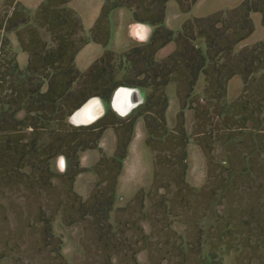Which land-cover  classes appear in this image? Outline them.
Wrapping results in <instances>:
<instances>
[{
	"label": "rangeland",
	"instance_id": "obj_1",
	"mask_svg": "<svg viewBox=\"0 0 264 264\" xmlns=\"http://www.w3.org/2000/svg\"><path fill=\"white\" fill-rule=\"evenodd\" d=\"M152 1L0 0L5 86L11 69L43 68L41 50L62 43L89 40L75 56L81 72L106 52L148 43L153 31L147 40L139 36L135 12L147 15L159 4ZM246 1L168 0L164 25L178 38L156 60L174 64L185 49V25L196 21L206 31L198 29L194 42L204 71L193 80L189 62L178 57L168 84L140 88V103L126 118L113 109L107 115V106L96 147L77 158L66 147L65 155L38 156L30 144L21 159L7 147L10 136L22 144L35 138L54 145L55 154L57 139L86 134L72 115L37 122L22 107L15 118L23 127L0 130V264H264V64L249 67L248 77L241 61L264 42V2L250 0L260 12H252V33L239 42L248 28L237 17L227 32L206 19ZM67 53L64 66L69 46ZM2 110L6 119L13 109Z\"/></svg>",
	"mask_w": 264,
	"mask_h": 264
},
{
	"label": "trees",
	"instance_id": "obj_2",
	"mask_svg": "<svg viewBox=\"0 0 264 264\" xmlns=\"http://www.w3.org/2000/svg\"><path fill=\"white\" fill-rule=\"evenodd\" d=\"M167 1L168 0L152 1L159 2V4L154 3L151 5V10L146 9L147 15H145L144 12H135V22L149 25L154 29L148 43L134 47L117 56L112 52H106L85 72H81L74 62L76 54L90 43L89 40L83 42L81 46L77 45V42L74 41L69 43L70 54L68 58L70 59L65 66L62 64L68 55V46L65 43H62L57 50H51L46 54L43 52L44 49L41 50L39 58L43 68L35 69V66L29 64L25 70L16 68L17 75H14V73H12L13 69H11V74L9 75L14 76V79L11 78L9 80L7 87L5 86L7 84L5 81L7 76L5 73H2L0 69V109L2 114L5 113V111L3 112L2 110L5 104L10 106L11 110L13 109L6 119H3L4 117L2 115L0 116V130H10L14 132L17 131L19 127H23V122L15 118L18 112L22 110V107L27 110L26 112L30 120H36L37 122L46 120L58 123L60 120L73 115V113L82 108L89 100L91 101L92 99L99 98L110 108L108 110L109 112H107L108 115V113L112 111V99L119 88L147 89V87L155 86L157 89L167 85L173 72L179 68L180 59H178V57H181L184 61L186 59L189 62L188 67L196 74L193 75V80H196L197 76L205 69V57L202 56L201 50L194 45L195 40L199 38L195 37L197 30L199 29L200 33H204L203 31L205 30H202L201 25L199 26L196 21L188 22L185 25L182 31V36L184 41H186V44L183 45L185 49H180L175 52V56L171 59L174 64L170 65L167 62L163 63L156 60V53L168 43L178 38V35H174V33L169 29L167 30L164 25ZM249 1L250 0H248V2H243L237 9L227 12H218L206 19L212 24L211 27L214 30L219 29V25L222 24L225 25V32H227L230 28L228 22L230 20H235L237 17L235 21H241L242 27H245L244 29L248 28V33L246 36L240 38V40H238L239 42L248 37L247 35L249 33H252L253 28H250L252 24V12H260L253 9L255 5L253 2L256 0L253 2ZM262 2H264V0H262ZM200 22H202V20H200ZM229 23L231 24V22ZM204 36L206 37V34ZM183 38L181 40H183ZM189 50L192 51V54H189ZM124 61L129 66L127 69H123ZM241 61L247 64V68L244 72L248 77L251 76L249 72L251 68L249 67L254 63L264 64V42L250 49L248 54H243ZM121 71L125 73L122 81L116 79L117 73ZM49 72L53 74L49 79L47 91H43L45 79L51 74ZM4 99L7 101L5 102ZM105 117H103V119H105ZM103 119L88 126H78V130L86 129L85 136L82 135L80 138L78 136H69V139H67V136L65 139H57L55 143H59L61 146L59 151L55 154L52 153V155L51 151L55 149L54 145L50 144L46 146L39 144L38 140L35 138L31 139L28 144H22V140L15 141L12 139V136H10L7 141V147L8 149H19L18 151L22 154L21 159L26 155L27 151L31 152L32 150L34 154L38 153V156L40 154L47 155L49 158L65 155L62 152L63 147L69 148V151L75 152L77 158L79 150H87L96 147L99 136L103 131V127H98L97 124ZM97 131L99 133H96ZM95 133L97 134L96 136ZM93 144L95 145L94 147ZM28 145L31 146L32 150L28 149ZM2 159L3 153H0V164L2 163Z\"/></svg>",
	"mask_w": 264,
	"mask_h": 264
},
{
	"label": "flooded vegetation",
	"instance_id": "obj_3",
	"mask_svg": "<svg viewBox=\"0 0 264 264\" xmlns=\"http://www.w3.org/2000/svg\"><path fill=\"white\" fill-rule=\"evenodd\" d=\"M122 100L124 101V107L122 106ZM115 106H116V109L118 111L122 112L123 115L124 114H127L130 111V109L134 106V104H133V93H132V91L120 90L118 92L117 96H116V99H115ZM84 110H86V109L80 110L72 118V122H74L77 125H81L83 123L85 124L87 122V118H86V114H85V111ZM99 119H97L95 122H97Z\"/></svg>",
	"mask_w": 264,
	"mask_h": 264
},
{
	"label": "bare ground",
	"instance_id": "obj_4",
	"mask_svg": "<svg viewBox=\"0 0 264 264\" xmlns=\"http://www.w3.org/2000/svg\"><path fill=\"white\" fill-rule=\"evenodd\" d=\"M122 90H125V89H122ZM135 98H137V94L134 93L133 104H137L136 103L137 100ZM122 106L124 107V102L122 103ZM83 109H86L84 110L86 114V118H87V122L85 124L89 122L93 123L103 115V108H102L101 102L98 99H92L81 110Z\"/></svg>",
	"mask_w": 264,
	"mask_h": 264
},
{
	"label": "crops",
	"instance_id": "obj_5",
	"mask_svg": "<svg viewBox=\"0 0 264 264\" xmlns=\"http://www.w3.org/2000/svg\"><path fill=\"white\" fill-rule=\"evenodd\" d=\"M135 30L137 31V33L139 34V36L142 38V39H148V36L151 34V32L153 31V28L151 27V26H149V25H144V24H137L135 27ZM121 89L119 88V91H120ZM138 91H139V89H137ZM140 92V91H139ZM99 100V99H98ZM100 102H101V100H99ZM114 101H115V99H114ZM114 101H113V99H112V102H111V108L117 113V115H118V117L119 118H126L128 115H129V113L132 111H130L129 113H127L126 115H121L116 109H115V107H114ZM88 103V102H87ZM86 103V104H87ZM85 104V105H86ZM84 105V106H85ZM101 105H102V108H103V115L106 113V108H107V106L105 105V104H103V102H101ZM83 106V107H84ZM82 107V108H83ZM81 108V109H82ZM80 109V110H81ZM80 110H78L75 114H73L72 116H71V119L80 111ZM71 119H70V121H71ZM71 123L74 125V126H76L77 124H74V122H72L71 121ZM92 122H89V123H87V124H81V126H85V125H90Z\"/></svg>",
	"mask_w": 264,
	"mask_h": 264
},
{
	"label": "water",
	"instance_id": "obj_6",
	"mask_svg": "<svg viewBox=\"0 0 264 264\" xmlns=\"http://www.w3.org/2000/svg\"><path fill=\"white\" fill-rule=\"evenodd\" d=\"M120 89H121V90H122V89L130 90V91H132L133 95H134V93L137 94V98H135V99L137 100L136 103H137V104L140 103V100H141V94H140V92H139L137 89H130V88H120ZM118 91H119V89L116 91V93H115V95H114V97H113V101H114V99H115L116 94L118 93Z\"/></svg>",
	"mask_w": 264,
	"mask_h": 264
}]
</instances>
